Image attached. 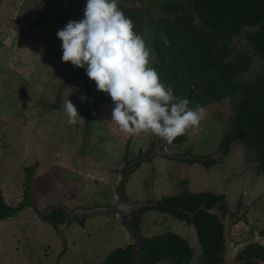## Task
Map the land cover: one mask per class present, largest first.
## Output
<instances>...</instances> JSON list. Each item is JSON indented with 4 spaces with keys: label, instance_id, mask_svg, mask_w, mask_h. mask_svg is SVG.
<instances>
[{
    "label": "rangeland",
    "instance_id": "1",
    "mask_svg": "<svg viewBox=\"0 0 264 264\" xmlns=\"http://www.w3.org/2000/svg\"><path fill=\"white\" fill-rule=\"evenodd\" d=\"M53 1L0 0V115L9 117L0 188L7 204L16 208L25 201L26 169L36 166L31 200L43 213L61 211L67 220L75 209L115 204L121 167L140 157L155 135L134 136L127 152L98 112L88 128L82 119L75 125L68 123L65 105L69 100L79 113L86 85L82 79L70 80L83 70L62 62L57 33L71 20L82 18L86 5L65 0L44 22L46 8ZM164 1L119 0L118 4L143 15L142 29L136 35L151 49L149 67L157 63L152 50L154 30L149 26L154 25ZM243 38L231 43L249 52ZM263 64L255 61V73L250 75H263ZM91 86L98 96L108 97L97 91L95 82ZM234 103L229 102L223 121L209 116L198 130L191 129L187 143L173 146L162 140V150L185 160L156 156L141 163L126 185L128 202H160L189 188L196 194L225 196L226 206L234 213L238 204L247 208L264 194V178L257 174V152L252 147L238 142L227 156L221 152L225 134L232 129L226 120L233 116ZM200 159L213 163L205 167L192 162ZM257 204L254 213H264V205ZM126 222L115 215L86 218L71 225L63 240L52 225L40 222L36 212L27 208L0 222V264H103L114 250L132 244ZM241 228L232 233L240 234ZM140 229L145 238L174 233L188 241L194 259L200 256L195 230L171 215L147 211Z\"/></svg>",
    "mask_w": 264,
    "mask_h": 264
},
{
    "label": "trees",
    "instance_id": "2",
    "mask_svg": "<svg viewBox=\"0 0 264 264\" xmlns=\"http://www.w3.org/2000/svg\"><path fill=\"white\" fill-rule=\"evenodd\" d=\"M119 9L127 19L134 22L133 31L137 34L142 29L143 15L134 9ZM160 9L167 16L160 19L157 27H151L154 30L152 50L157 61L151 68L157 72L160 82L171 88L177 98L190 102V109L195 110L197 106L204 109L202 121L209 116L223 121V113L229 109V102L233 100V116L226 120L231 122L232 129L225 134L221 152L223 156H227L231 146L238 142L252 147L257 152V174L264 178V74L250 82L245 79L240 85L236 79L240 74L249 72L250 58L244 56L235 63L226 62V56L229 55L228 40L241 36L248 28H257L246 34V40L264 62V0H166ZM83 18L84 16L70 22H79ZM73 79H82L86 85V100L79 109L85 126H90L98 112L110 132L128 152L134 136L121 132L111 121L114 104L110 97L97 95L84 70L72 75L70 80ZM8 121V116L0 115L1 169ZM190 134L191 130H188L171 145L181 146L187 143ZM162 140L167 143L163 138ZM196 161L205 167H210L213 163L211 160L201 159L192 162ZM35 169L36 166L26 169L25 201L16 208L4 201L0 188V222L31 208L40 222L52 225L58 232L66 221L64 213L54 210L45 214L31 200V181ZM222 202L223 196L211 193H184L178 197L163 198L160 202H154L156 206L142 212L137 229L142 234L140 225L145 212L166 213L192 225L203 255L217 259L222 249V227L216 216L198 211V208L205 206L210 209ZM143 238L144 244L139 250L142 264H188L193 258L194 252L188 241L174 233ZM131 248L130 245L125 249L114 250L103 264H131L128 258Z\"/></svg>",
    "mask_w": 264,
    "mask_h": 264
},
{
    "label": "clouds",
    "instance_id": "3",
    "mask_svg": "<svg viewBox=\"0 0 264 264\" xmlns=\"http://www.w3.org/2000/svg\"><path fill=\"white\" fill-rule=\"evenodd\" d=\"M118 4L119 0H86L84 18L57 33L62 62L84 70L97 91L110 97L111 121L121 132L150 133L172 144L188 130H198L205 111L199 106L190 109L187 99L180 100L160 82L149 67L151 49L134 33L132 21ZM65 113L71 125L82 119L69 100Z\"/></svg>",
    "mask_w": 264,
    "mask_h": 264
},
{
    "label": "flooded vegetation",
    "instance_id": "4",
    "mask_svg": "<svg viewBox=\"0 0 264 264\" xmlns=\"http://www.w3.org/2000/svg\"><path fill=\"white\" fill-rule=\"evenodd\" d=\"M166 16L167 15L160 9V12H157V20L154 22V25H150L149 27L150 28L152 26L157 27L160 19L166 18ZM244 36L245 38H243L241 35L239 37L230 38L228 40L229 55L226 56V62L228 63H235L240 57H244V56H248L251 60L249 72L240 74L236 79L237 80L236 82L239 81L240 85L243 84V81H242L243 77H246L248 82L257 79L256 76L253 77L252 75H250L252 73H255L253 72V69H252L255 61L259 63H264L253 52L248 41L246 40V35ZM237 38H240V39L243 38L245 40L246 44H248L249 52L247 51L243 52L242 51L244 50L243 48L241 50V48H238L236 45L231 43L233 40ZM263 66H262V71H264ZM188 189L189 188H186L185 190L180 191L177 195L170 196V197H178V196L183 195L184 193H186L187 195H197L194 192L193 193L190 192L191 190L189 191ZM201 194H209V193H201ZM263 197H264V194H262L260 197L255 198L257 200H253L251 203H249V206H247V208L243 206V204H238L236 212L231 213L228 207L226 206L225 196H223V202L217 203L212 208H215L217 206L218 211L222 214L224 220L230 221L234 219L237 215H239L241 211H245L243 213V217L240 218L238 222H236L230 227V232H229L230 242H229L228 251L226 250V247H225L226 240L223 236L224 227L220 224L219 219L216 217L217 220L219 221V224L222 227L221 236H222L223 242H222V249H220L219 257L217 259L212 258V257L206 258L200 249V256L197 259H194V256H193L192 260L188 264H264V213H261V214L254 213L257 207H253L256 203H258L256 206L264 205V202L262 200ZM201 208H205L206 210L212 209V208L207 209L205 206H201L198 208V211H205V210H201ZM251 214H252V217H248V215H251ZM165 215H168V214L165 213ZM175 219L178 220L179 223L184 224L187 228L194 229V227L188 224L186 221H182L177 218ZM237 227H242L241 229H243V231L240 234L232 233L233 229Z\"/></svg>",
    "mask_w": 264,
    "mask_h": 264
},
{
    "label": "water",
    "instance_id": "5",
    "mask_svg": "<svg viewBox=\"0 0 264 264\" xmlns=\"http://www.w3.org/2000/svg\"><path fill=\"white\" fill-rule=\"evenodd\" d=\"M65 0H54L47 8H46V18L44 22L50 20V15L53 13L55 9L60 7L62 3ZM81 4L86 5V0H75ZM257 28H248L243 31H249L254 32ZM249 32H246L249 33ZM245 34V35H246ZM162 142V138L155 136V141L149 145V147L142 152L140 157H138L136 160L132 162H126L121 167V170L119 172V182L117 187L115 188V194H116V202L112 206L108 207H96L93 209H84V208H78L75 209L67 218L65 223L59 227L58 234H60L64 240V233L67 231L68 228L72 224H74L77 221L84 220L86 218H95V217H109L112 215L115 216H122L126 218L127 222L125 223V229L127 233L130 235V238L132 240V248L129 253V260L131 264H142L141 258L139 257V250L144 244V238L143 235L138 231L137 226L141 218L142 212L149 208L156 206L154 203L146 202V203H139V204H132L129 203L125 194V188L130 180V173L135 171L137 167L143 163L144 161L156 157V156H162L168 159H174V160H185L182 156H173L170 155L167 150H162L160 148ZM222 156V155H221ZM4 201L7 203L6 198H4ZM201 210H205L208 214L216 216L220 224L224 227L223 236L226 240V250L228 251L229 248V232L230 227L238 222L240 218L243 217V213L245 211H241L239 215H237L234 219L230 221H226L223 219L222 214L218 211V207L212 208L210 210H206L205 208H201Z\"/></svg>",
    "mask_w": 264,
    "mask_h": 264
},
{
    "label": "crops",
    "instance_id": "6",
    "mask_svg": "<svg viewBox=\"0 0 264 264\" xmlns=\"http://www.w3.org/2000/svg\"><path fill=\"white\" fill-rule=\"evenodd\" d=\"M73 225V224H72Z\"/></svg>",
    "mask_w": 264,
    "mask_h": 264
}]
</instances>
